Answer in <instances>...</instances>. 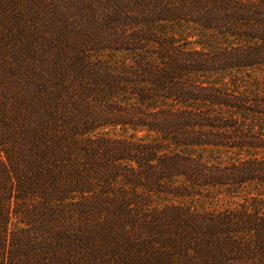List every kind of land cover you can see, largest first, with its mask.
Returning a JSON list of instances; mask_svg holds the SVG:
<instances>
[{
  "label": "trees",
  "instance_id": "16d2710c",
  "mask_svg": "<svg viewBox=\"0 0 264 264\" xmlns=\"http://www.w3.org/2000/svg\"><path fill=\"white\" fill-rule=\"evenodd\" d=\"M256 70L264 0H0V264H264Z\"/></svg>",
  "mask_w": 264,
  "mask_h": 264
},
{
  "label": "rangeland",
  "instance_id": "374dc122",
  "mask_svg": "<svg viewBox=\"0 0 264 264\" xmlns=\"http://www.w3.org/2000/svg\"><path fill=\"white\" fill-rule=\"evenodd\" d=\"M254 73H255L257 78H262L264 75L262 70H256V71H254Z\"/></svg>",
  "mask_w": 264,
  "mask_h": 264
}]
</instances>
